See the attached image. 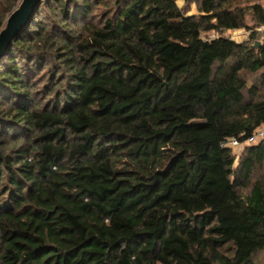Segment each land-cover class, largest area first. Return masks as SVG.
I'll return each instance as SVG.
<instances>
[{
  "label": "trees",
  "instance_id": "trees-1",
  "mask_svg": "<svg viewBox=\"0 0 264 264\" xmlns=\"http://www.w3.org/2000/svg\"><path fill=\"white\" fill-rule=\"evenodd\" d=\"M20 1L0 4V30ZM181 1L34 9L0 60V264L264 253V137L221 146L264 127V7Z\"/></svg>",
  "mask_w": 264,
  "mask_h": 264
},
{
  "label": "water",
  "instance_id": "water-1",
  "mask_svg": "<svg viewBox=\"0 0 264 264\" xmlns=\"http://www.w3.org/2000/svg\"><path fill=\"white\" fill-rule=\"evenodd\" d=\"M41 0H21L18 7L7 17L3 28L0 30V60L5 55L8 48L17 38L22 28L29 22L34 9ZM255 47L259 42H255Z\"/></svg>",
  "mask_w": 264,
  "mask_h": 264
},
{
  "label": "rangeland",
  "instance_id": "rangeland-1",
  "mask_svg": "<svg viewBox=\"0 0 264 264\" xmlns=\"http://www.w3.org/2000/svg\"><path fill=\"white\" fill-rule=\"evenodd\" d=\"M111 1V0H109ZM182 1L179 0V4ZM246 2H250V3H259L264 7V0H243L242 3H246ZM4 0H0V4L3 5ZM98 12V11H95ZM197 13V8H196V3L193 1L188 5V14H196ZM54 17V16H53ZM55 18V17H54ZM49 24V23H48ZM246 24L248 26H251L252 23L250 21V18L248 17L246 19ZM264 27H261L259 29H257L258 32V37H259V42L260 43H264ZM225 36H227L228 38H230L231 40L235 41V42H244L247 40V33L244 31V29H239V30H232L230 32H225L224 33ZM263 131H264V127H262ZM242 146L240 147H236V148H232V153L238 157V155L240 154L241 150H242ZM256 264H264V253H260L256 256Z\"/></svg>",
  "mask_w": 264,
  "mask_h": 264
},
{
  "label": "built area",
  "instance_id": "built-area-1",
  "mask_svg": "<svg viewBox=\"0 0 264 264\" xmlns=\"http://www.w3.org/2000/svg\"><path fill=\"white\" fill-rule=\"evenodd\" d=\"M263 137H264V131L261 128V129L256 130L248 138H246L244 143H241L238 139L232 138V139H228V140L222 142L221 146L230 147V148H236V147H240V146H243V145L253 144L257 140H259V139H261Z\"/></svg>",
  "mask_w": 264,
  "mask_h": 264
}]
</instances>
